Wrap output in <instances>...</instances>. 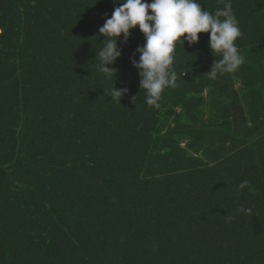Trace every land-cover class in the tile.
<instances>
[{"label":"trees","instance_id":"trees-1","mask_svg":"<svg viewBox=\"0 0 264 264\" xmlns=\"http://www.w3.org/2000/svg\"><path fill=\"white\" fill-rule=\"evenodd\" d=\"M0 264H264V0H0Z\"/></svg>","mask_w":264,"mask_h":264}]
</instances>
